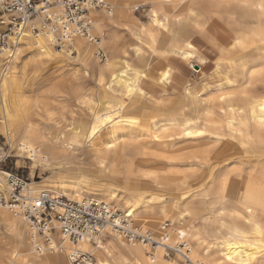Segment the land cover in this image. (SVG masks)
Returning <instances> with one entry per match:
<instances>
[{"label": "bare ground", "instance_id": "bare-ground-1", "mask_svg": "<svg viewBox=\"0 0 264 264\" xmlns=\"http://www.w3.org/2000/svg\"><path fill=\"white\" fill-rule=\"evenodd\" d=\"M105 2L108 3L109 0ZM249 2L259 3L260 0ZM185 3L191 5L192 0H185ZM197 3L199 7L195 9L197 17L193 20L190 29L192 32L196 31L195 24L200 23L205 32L211 29L212 33L231 36L233 43L235 39H240L248 47L244 51H230L231 45L221 44L213 50L202 35H192L187 42L193 43L195 51L205 56L215 68L210 79H204L200 84L190 83L191 75L200 74L203 70L194 65L193 60L197 59L195 55L187 61H183L180 55L167 58L151 55L140 57L142 62L147 61L145 67L149 70L155 68L156 72L150 82L137 85L142 87L146 97L135 101L136 107L142 109L136 115H126L130 107H118L121 103L130 106L128 97H121L119 93L126 91L128 77L133 76L136 70L133 50L140 48L144 52L139 41L133 43L135 36L132 33L141 35L145 45L148 43V37L138 32L139 28L147 26L133 14V10H139L135 7H130L127 12L119 7L93 9L90 12L93 23L90 34L93 39L101 19L114 34L112 41H105L94 54L89 53L85 73L96 83V91H90L87 86L89 80L79 75V68L84 70L85 67L80 61V51L92 41L89 40V35L86 37L75 34L73 26L69 29V34L67 32L68 44L62 51H57L54 44L49 42V37L53 40L52 35L47 30L40 29L38 33L25 31L10 58L7 51L0 52V130L10 149L16 153L15 157L32 161L33 174L39 166L52 172L43 182L27 183L21 194H48L54 198L68 197L77 202L96 199L105 202L113 211H120V204L123 213L115 218V223L127 222L130 228L148 237V240L142 242H128L124 235L108 227L102 233L98 246L87 239L73 243L61 232L56 221L52 222L55 231L41 234L27 222L19 207L11 206L6 187L7 172L0 171V197L6 198V204L0 206V216L10 229L15 227L18 236H14L20 239L17 245L9 247L10 258L3 264H32L33 259H42L38 255L40 249L46 251L50 242L59 241H63L69 254H92L94 264H181L182 261L186 264L188 261L191 264H216L217 261L222 264H261L264 261V236L257 233V226L260 232H264V206L248 199L247 204L252 207V213H247L237 204L235 207L220 209L226 215L219 217L212 202L217 183L227 178V185L230 186L232 176L229 174L237 169L240 175L236 178L243 181L245 191L248 187V180H244L245 172L254 188H260L264 182L260 166V161L264 158V128L260 124L264 120V112L261 111L264 102L259 91L264 87V72L261 71L264 68L261 64V58L264 57L261 52L264 47V14L257 9L239 6L217 8L212 0H197ZM177 11L184 14L183 9L178 8ZM225 14L235 16L245 27L225 31L228 29L227 22L218 19ZM201 17L208 19L207 27ZM148 30L151 31L150 28ZM73 45L77 49L75 52L70 51ZM125 50L128 52L127 57L123 56ZM100 51L105 57L108 56L105 63L99 59ZM172 51L187 53L189 50L178 38L173 43ZM249 53L255 57L251 61L247 59ZM34 55L43 56L52 68L42 81L48 88L36 89L40 93L35 114L37 119L29 120L30 100L23 91L32 64L26 60L23 62V59H31ZM178 62L184 66L177 70L174 66ZM105 64H111L112 67L103 72L105 83L100 85L99 76ZM251 64L256 67L250 68ZM168 68H173L171 83L157 86V77ZM245 71H249L252 81L248 98L237 95L233 99L221 100V96L239 93L244 88ZM122 72H127L128 75H121ZM252 72L255 75H251ZM110 76H115V81ZM101 93L117 101L112 104V109L120 112V117H116L107 108L103 112L96 111L100 120H104L107 114L112 115V128L103 135L98 133L93 138L91 148L82 153L80 149L87 141L85 132L79 126L81 105L79 104V109L74 114L65 113L63 104L72 95L77 102L87 97L95 108L99 104L98 97ZM53 98L56 105L48 108L47 100ZM131 111L135 113L136 108H131ZM49 112L57 113L59 128L48 123ZM129 118L140 120L138 130L144 133L143 136L122 134V129L134 126L116 124L115 120ZM24 123L32 128L34 137L47 135L55 139L59 133L61 141H67V146L62 147L54 158H50L47 152L37 148L34 143L30 144L34 152L26 151L19 136V129ZM185 131L204 132L206 139L212 141L214 146L205 156H197L195 160L187 158L180 163L197 164L201 160H206V163L194 169L157 167V164L165 162L155 159L159 150L155 147L158 141L154 137L159 135L166 144L175 143L169 137L181 138L192 145H197L202 139L187 137L184 135ZM73 138L78 140L77 144H72ZM109 142L114 147L109 148ZM244 144H248L249 148H243ZM2 154L8 155L4 150ZM20 159L19 163L22 161ZM238 161H243L244 167ZM249 162L252 163L251 169L247 168ZM193 173L200 177H210L207 183L198 186L202 195L191 192L188 177ZM218 173H221L219 179ZM185 181L189 185L188 191L185 190ZM233 211H238L239 216L234 218L231 215ZM190 213L193 215L190 216ZM241 216L243 219L239 218ZM249 219L252 220L251 224L247 223ZM181 233L185 235L181 236ZM229 244L232 245L231 248L228 247ZM253 244L255 247L250 246ZM168 249L179 252L174 263L165 259ZM229 254L232 255V261L226 259ZM72 258L73 256H69L68 264Z\"/></svg>", "mask_w": 264, "mask_h": 264}, {"label": "snow or ice", "instance_id": "snow-or-ice-1", "mask_svg": "<svg viewBox=\"0 0 264 264\" xmlns=\"http://www.w3.org/2000/svg\"><path fill=\"white\" fill-rule=\"evenodd\" d=\"M212 3L217 8H232L233 6H239L244 9H257L260 13L264 14V0H260L259 3H250L249 0H212ZM91 7L107 9L109 7H119L122 11L127 12L130 7H135L137 9L143 8L145 9L144 14L142 15L141 19L143 24L147 27H141L138 29V32L148 37V43L145 45L144 40L141 39V35L136 33H132L135 36V41L140 42V46L144 48V52L140 51V48H136L133 50V57H134V64L136 66V70L133 76L128 77V84L125 85L126 91L119 93L121 97L127 96L130 101V106L125 104H118L119 108L130 107V110L126 115H136L139 114L142 109L136 107V100H139L141 97H146V93L142 90V87L137 86L141 85L142 83L150 82L151 77L155 74L156 69L151 68L149 70L148 67H145L147 61H141L139 58L143 56H158L161 58H167L172 55H180L183 61L189 60L193 55L199 57V53H197L193 47V43L187 42L191 39L192 35H202L204 39L207 41L209 47L215 50L221 44L231 45V50H238L244 51L248 47L247 44L242 43L240 39H235L233 43V38L231 36H221L218 33H212V30L209 29L208 32L204 31V28H201L200 23L195 24V32H192L190 29L193 24V20L197 17V9L199 7L197 0H192L191 5L185 3V0H109L108 3L105 0H96L95 3L90 5ZM183 9L184 14L181 15L177 9ZM213 15H215L213 13ZM218 19L225 20L228 24V29L225 31L231 30H238L245 27L242 21L237 20L235 16L230 15H222ZM201 21L204 23L205 27L208 26V19L201 17ZM223 27V25H221ZM151 29L149 31L148 29ZM131 31V30H129ZM114 38V34L112 31L109 30V25L105 23L103 19H101L96 28V36L93 39L91 34H89V40L92 42L88 44L87 47L83 48L80 51V61L81 64L84 65V70H86L87 62L89 61V53L94 52L98 49L99 46H102L105 41H112ZM181 39L182 44L186 46L189 50L187 53L181 51L180 53H176L172 51L173 43L176 39ZM49 42L52 44L56 43V40H52L50 37L48 38ZM199 42V41H197ZM62 43V41H61ZM264 43V40H262ZM72 52L77 51L76 46L73 45ZM261 52L264 53V47L261 48ZM123 56L127 57L128 52L125 50L123 52ZM254 54L249 53L247 59L249 61L253 60ZM196 61L193 60V63ZM231 61H229L230 63ZM239 63V60L237 61ZM261 64L264 65V57L261 58ZM184 65L182 63H177L174 67L178 70L182 68ZM112 67L111 64H105L103 68H101V74L99 76V84L104 85V75L103 72L105 70H110ZM256 65L251 64L250 68H255ZM264 72V68L261 69ZM173 74V68H168L167 71L161 72L160 75L156 79V85H164L166 83H171L170 77ZM121 75L127 76V72H122ZM251 75H255L254 72ZM110 78L115 81V76H110ZM244 88L240 90L239 93L229 95V96H221V100L233 99L235 96H241L245 99L248 98V93L252 89V81L250 79L249 71L244 72ZM41 88H48L47 84L41 83L39 85ZM162 91V90H161ZM260 95L262 97V102H264V87L260 90ZM99 104L93 108V103L87 97L83 100H79L77 103L81 105V115L79 120V126L85 132L86 141L80 151L87 152L91 148V143L93 142V138L97 137V134H105L108 133L112 128V115L107 114L104 117V120H100V117L96 116V111L103 112L104 108L113 112L116 117H120V112L112 109V104L117 103L114 98L106 97L103 93L98 97ZM159 103V102H157ZM131 108H136V112H132ZM264 112V108L261 109ZM64 112H67V109H64ZM19 115V113H18ZM63 114H61L62 116ZM57 113L49 112L47 121L48 123L55 125L57 128L60 127L57 124ZM43 119V117H42ZM95 121V123L93 122ZM116 124L125 123L130 126H134L128 129H122V134L125 136H143L144 133L139 131L140 120L138 119H116ZM261 127L264 128V120L260 122ZM187 127V126H186ZM231 128V125H229ZM70 131V130H69ZM187 137H201L198 141L197 145H192L188 142L183 141L181 138L177 137H169V140L175 141L172 144H166L161 140L159 135L155 136L154 139L158 141V144L155 145L158 148V152L155 154V159L160 162L157 164V167H188V168H198L201 167L202 164L206 163V160H201L197 164H184L180 163L181 161L191 158L195 160L197 156H205L207 152L214 146L212 141L206 139V134L204 132H191L185 131L184 133ZM19 136L22 138V144L26 151L34 152V149L30 147L31 143H34L37 148L43 149L45 152L48 153L50 158H54L55 154L61 150L62 147L67 146V141H61L59 137V133L56 134V138L53 139L47 135L34 137L32 134V128L27 124L24 123L21 125L19 129ZM151 138V137H150ZM118 139V138H117ZM0 143H3V137H0ZM78 140L73 138L72 144H77ZM207 145L208 147H204ZM108 147L112 148L114 145L112 143H108ZM243 148L248 149L249 145L244 144L242 145ZM192 149V151H189ZM262 151H264V144H262ZM162 153H171L172 155H165ZM194 153V154H193ZM3 159V157H0ZM237 163L241 164V167H244L243 161H238ZM103 167V165H100ZM261 172L264 173V158L260 161ZM63 167V165H60ZM252 163L249 162L247 164V168L251 169ZM221 173H218V179ZM232 176V183L231 185H227V178L224 181L217 183L216 191L213 193L212 202L215 205L216 212L219 213V217H223L226 215V212L220 211L222 208H227L229 206L235 207L239 204V207L246 210L247 213H252L253 209L247 204V200L251 197L254 187L252 182L249 180L247 172H245L244 180H248V187L245 191V184L243 181L238 180L236 177L240 175L239 169L234 171L233 173L229 174ZM155 179V177H149ZM210 177H200L197 173H193L188 180L191 181V192L196 194H201L199 191V185L203 183H207ZM185 190H189L188 182L185 181ZM261 192H262V199L261 204L264 206V182L261 185ZM131 215V213H129ZM190 216L193 214H189ZM231 215L235 218L239 216L238 211H233ZM243 219V217H239ZM119 223V221H116ZM248 224L252 223V220L249 219L247 221ZM13 235H17L15 227L10 229ZM257 233L259 235L264 236V232H260L259 226H257ZM181 236L185 235V233H181ZM167 244V240L165 241ZM251 247H255V245H250ZM102 248L103 245H100ZM229 248L232 247L231 244L228 245ZM38 255L42 257V259H33L32 264H68L69 256H74V253H67L66 248L64 247L63 241L59 242H50L48 245L47 250L40 249ZM110 255V253H109ZM238 255V253H237ZM226 259L228 261H232V255H227ZM103 264V262H100ZM188 264H191V261H188ZM216 264H222L221 261H217ZM261 264H264V261H261Z\"/></svg>", "mask_w": 264, "mask_h": 264}, {"label": "built area", "instance_id": "built-area-1", "mask_svg": "<svg viewBox=\"0 0 264 264\" xmlns=\"http://www.w3.org/2000/svg\"><path fill=\"white\" fill-rule=\"evenodd\" d=\"M95 2L96 0H0V52L7 51L10 58L25 31L38 33L40 29L47 30L53 40H56L54 48L62 51L68 44L67 38L72 26L75 34L86 37L90 34L93 27L90 12L102 9L90 6ZM100 55L102 59L106 58L102 51ZM3 150L0 144V157H3L0 159V171L4 170L2 166L9 159L8 156H3ZM6 172L11 206L19 207L27 222L41 234L55 231L52 222L56 221L61 232L73 243L87 239L98 246L102 233L108 227L124 235L128 242L148 240V237L130 228L127 222L116 224L115 218L122 213L113 211L101 200L77 202L63 197L54 198L48 194L22 195L27 181L12 171ZM3 204H6L4 196L0 197V206ZM172 252L176 251L168 249L166 257H170ZM94 262L90 253H79L71 259V264Z\"/></svg>", "mask_w": 264, "mask_h": 264}, {"label": "rangeland", "instance_id": "rangeland-1", "mask_svg": "<svg viewBox=\"0 0 264 264\" xmlns=\"http://www.w3.org/2000/svg\"><path fill=\"white\" fill-rule=\"evenodd\" d=\"M144 12H145V9H143V8H140L138 11L133 10V14L138 19H140L141 21H142L141 17L144 14ZM57 51H59V50H57ZM34 56H35V58H34ZM34 56L31 59H28V58L23 59V62L28 61V62H31V64H32L31 67L29 68V74H28V78L26 80V84H25L26 86L24 88L25 92L23 91V93L30 100V107H29V111H28V114L30 116L29 120H32L33 118L37 119L35 114H36L37 106L39 103V94L40 93L37 92L36 89L37 88L41 89V87H39V85L42 83V81L45 79V77L48 76L49 71L52 68L51 64L50 63L48 64V62L46 61V59L43 56L42 57L36 56V55H34ZM23 57H24V53H22V58ZM29 57H30V55H29ZM107 57L105 59H102L101 57H99V59L102 63H105V60L107 59ZM38 58H40V59H38ZM24 60H26V61H24ZM46 65L47 66L49 65V66L47 67ZM194 65H197L196 67L199 66V68L200 69L202 68L203 70L200 74L193 73L191 75L190 83H192V84H200L201 81L204 79L209 80L210 77L215 73V68H214L213 64L203 55H199V57H197ZM44 66H46V67H44ZM199 68H196V69L198 71H200ZM40 69H42V71ZM79 73H80L79 74L80 77H84L85 79L89 80V81H87L88 82L87 83L88 89L90 91H96V88H97L96 83L94 82L93 79H91L85 73V70H83L82 68H79ZM31 86H34V87L32 88ZM55 101L56 100L54 98L47 100V107L48 108H54L56 105ZM63 105H64V109H67V112H69V113L71 112V113L75 114L79 109V104L77 103L76 99L72 95H70L67 98V100L65 101V103ZM0 116H1V104H0ZM0 137H3V143H0V144L4 148V152H7V154H8V155L3 154V156L4 155L5 156L11 155L9 157V159L7 160V163L2 166L3 167L2 169H4L5 171H12L13 173L23 177L27 181V183L43 182L44 179L48 178V176L52 173V172L47 171L43 166H39L33 174L32 173V165H33L32 161L30 159H20L18 157H15L16 153L13 152L10 149V147L8 146L7 139L5 138V136L3 135L1 130H0ZM19 159L22 160V161H20V163L18 162ZM60 197H62V196H60ZM65 198L70 199L68 197H65ZM83 198H86V197H83ZM118 207L120 208L119 212L123 213V210L121 209L120 204L118 205ZM167 224H169V223H167ZM19 241H20V239L11 233L10 226L0 216V264H3V263L8 261V259L10 258V254L8 251L9 247L13 244L17 245L19 243ZM178 253H179L178 251L172 252L170 254V257H166V255H165V259L168 260L169 262L174 263V261H177V257H178L177 254ZM181 264H186V263L182 261Z\"/></svg>", "mask_w": 264, "mask_h": 264}, {"label": "crops", "instance_id": "crops-1", "mask_svg": "<svg viewBox=\"0 0 264 264\" xmlns=\"http://www.w3.org/2000/svg\"><path fill=\"white\" fill-rule=\"evenodd\" d=\"M261 199H262L261 187L260 188H254V191H253L251 197L249 198V200L253 203H255V202L261 203Z\"/></svg>", "mask_w": 264, "mask_h": 264}]
</instances>
